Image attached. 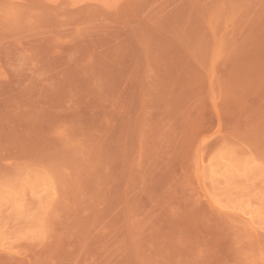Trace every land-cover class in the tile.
<instances>
[{"label":"rangeland","instance_id":"374dc122","mask_svg":"<svg viewBox=\"0 0 264 264\" xmlns=\"http://www.w3.org/2000/svg\"><path fill=\"white\" fill-rule=\"evenodd\" d=\"M0 264H264V0H0Z\"/></svg>","mask_w":264,"mask_h":264}]
</instances>
